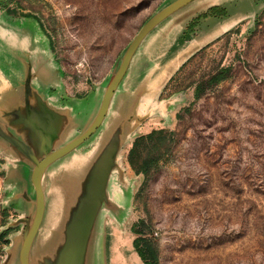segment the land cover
Wrapping results in <instances>:
<instances>
[{"label": "rangeland", "instance_id": "1", "mask_svg": "<svg viewBox=\"0 0 264 264\" xmlns=\"http://www.w3.org/2000/svg\"><path fill=\"white\" fill-rule=\"evenodd\" d=\"M171 1L0 0L8 29L0 39V129L38 158L41 138L27 112L48 134L47 150L80 135L131 39ZM195 3L221 5L227 16L189 34ZM195 3L141 44L100 131L47 168L30 264L66 262L78 206L59 176L77 177L84 161L122 143L108 183L114 212H100L92 238L96 264H264V0ZM31 62L73 121L52 110L44 118L40 91L26 83ZM19 164L20 177L9 182L12 165L0 153V263L16 251L3 264H18L33 213L32 187L20 183L30 170Z\"/></svg>", "mask_w": 264, "mask_h": 264}, {"label": "water", "instance_id": "2", "mask_svg": "<svg viewBox=\"0 0 264 264\" xmlns=\"http://www.w3.org/2000/svg\"><path fill=\"white\" fill-rule=\"evenodd\" d=\"M196 1L197 0H173L166 6L161 8L159 11H157L155 14H153L151 17H149L141 25L137 33L134 35V37L126 47L116 70L112 74L111 79L104 90L95 115L87 123V125L90 122L91 124L80 135H78L68 143L60 146L57 149L47 150L46 137L48 134H46L41 129L39 124L31 120L29 112H27L26 122L37 132V134L41 138L40 146L43 154L40 158L36 157L32 149L28 145L17 142L16 140L6 135V133L2 129H0V138L4 143H7L5 147L0 145V153H3V155L7 157L9 164L12 165V167H10V170L7 171V180L9 182L17 181L11 176V174H19L18 166L21 165L19 164V162H22V165L27 166V168L30 170L27 180L24 183L23 181L20 182L23 187L22 189H26V186H30L33 190V193L31 194L33 200V213L32 217L30 218L29 226L25 234L21 238L18 246V264H30L29 251L36 237V234L39 231L44 213V189H46L47 187V168L51 164L58 161L60 158L68 155L69 153H72L79 146L87 142L89 139H91V137H93L100 131L104 120L110 110V104L114 97V94L115 92L119 91V87L121 86L120 84L123 80V77L131 67L132 61L141 44L151 38L153 34L156 35L161 31L160 35H162L163 31L166 30L170 25L168 24L165 27L168 21H174L171 22V24H177L176 22L179 21L177 19V16L175 17L176 13H178V11H180L181 9L195 3ZM191 7L192 8L189 10V12H187L190 14H188V16L191 19L197 18V16L205 13L212 7H221L225 9L227 16L226 8L221 5L208 6L206 3L202 5L195 3ZM201 7H204L203 12L197 14L192 13L196 11L198 12V9ZM215 23L219 25L218 21H215ZM160 26L161 29L159 28ZM225 32L219 33L212 40ZM184 33L185 32H182V34ZM194 35H196V32H194ZM211 41H209L208 43H210ZM206 44H204L202 47H204ZM200 49H198L197 51H199ZM196 52H194L193 54L190 53V57L193 56ZM143 56L139 57L138 62L132 69V73L133 71H137L139 69V67H137L136 65L140 62V60H142ZM36 64L37 63L35 62L30 63L26 83L27 87L30 85L34 89L40 91L41 97L46 104V110L44 112L46 114L45 116L43 115L44 118L48 119V111L52 110V114H54L56 111L57 113H60L59 115H64L70 121H73L68 110L56 107L55 99L49 96L47 87L42 84V82L37 78L35 74L37 71L35 68ZM135 130H133L123 142L129 139ZM120 146L117 147L115 151H102L100 160L93 159L84 161L83 164L79 165L77 177L73 176L74 178H72L59 176V181H61L59 182L60 186L66 189V191H69V193H76L75 201L78 206V213L73 217V220L69 225L67 231V245L64 249V255L66 257L65 264H96L94 259L95 245H93L94 243L92 241V238L94 231L99 224L100 212L103 209L114 212V204L108 196V183L110 175L116 167V157ZM18 177H20V174L18 175ZM63 183H65V186ZM15 252L16 251L9 253ZM9 253H7L6 257L0 264H3L4 261L8 259Z\"/></svg>", "mask_w": 264, "mask_h": 264}, {"label": "trees", "instance_id": "3", "mask_svg": "<svg viewBox=\"0 0 264 264\" xmlns=\"http://www.w3.org/2000/svg\"><path fill=\"white\" fill-rule=\"evenodd\" d=\"M225 9L221 8V7H212L208 10L207 13H203L199 16H197V18L193 19V22L190 23V25L187 27V31L190 32L192 31L193 27L196 26L199 22L200 19L206 18L207 16L210 17H221L225 15ZM215 81H220L221 77L220 76H216L213 78ZM153 264H157V263H153Z\"/></svg>", "mask_w": 264, "mask_h": 264}, {"label": "crops", "instance_id": "4", "mask_svg": "<svg viewBox=\"0 0 264 264\" xmlns=\"http://www.w3.org/2000/svg\"><path fill=\"white\" fill-rule=\"evenodd\" d=\"M208 10L205 13H207ZM224 17H226V13H225L224 16H221V17H210V16H207L206 18L200 19L199 22H198V24L193 27L192 31H190L189 34H194L195 28H201V27L203 28V27H206L208 25L207 24V20H212V21H216L217 22V21L221 20ZM7 30L8 29H7L6 25H1L0 26V39H3L2 36L3 35H6V33L8 32ZM183 35L186 37V36H188V33L185 32ZM3 43H6V41H4Z\"/></svg>", "mask_w": 264, "mask_h": 264}, {"label": "bare ground", "instance_id": "5", "mask_svg": "<svg viewBox=\"0 0 264 264\" xmlns=\"http://www.w3.org/2000/svg\"><path fill=\"white\" fill-rule=\"evenodd\" d=\"M111 242H112V241H111ZM117 243L119 244V242H117ZM118 244H117V245H118ZM118 254H119V253H118L117 251H116V252H113V255H114L113 257L116 258V256H119V255H120V254H119V255H118ZM114 261H115V260H113V262H114Z\"/></svg>", "mask_w": 264, "mask_h": 264}]
</instances>
